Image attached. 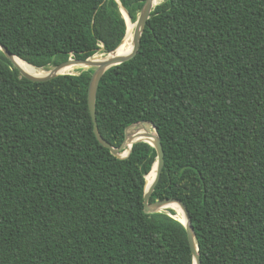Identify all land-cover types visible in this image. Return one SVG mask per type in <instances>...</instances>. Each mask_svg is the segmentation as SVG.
I'll list each match as a JSON object with an SVG mask.
<instances>
[{
    "label": "trees",
    "instance_id": "16d2710c",
    "mask_svg": "<svg viewBox=\"0 0 264 264\" xmlns=\"http://www.w3.org/2000/svg\"><path fill=\"white\" fill-rule=\"evenodd\" d=\"M145 1L120 3L134 23ZM125 34L115 0H0V43L38 69L97 63ZM13 64L0 50V264H192L175 211H144L155 149L121 159L94 134L95 69L34 82ZM95 113L113 148L131 125L156 127L149 203L186 206L201 264H264V0L155 6L135 57L102 75Z\"/></svg>",
    "mask_w": 264,
    "mask_h": 264
},
{
    "label": "water",
    "instance_id": "95a60500",
    "mask_svg": "<svg viewBox=\"0 0 264 264\" xmlns=\"http://www.w3.org/2000/svg\"><path fill=\"white\" fill-rule=\"evenodd\" d=\"M120 8V12L124 18L125 24L127 26L126 23V19L123 15L122 9H124V7L121 5L120 0H115ZM157 6V5H155ZM155 6H153V0H146L136 21L134 22L136 25L135 28V33H134V38H135V45H134V49L133 51L124 57H112V58H106L104 59V61L100 62V63H94L92 61H90V58H87L85 60H79V59H68L66 62L60 63L56 66H54L50 71L51 72L50 75L43 77V78H32L27 76L26 74H24L23 72H21L16 66H14L20 73V75L30 81H34V82H45V81H49L57 76L60 75H74L76 73H60L67 65H69L71 62L73 63H79L84 65L86 68L83 69H88V68H94V73L92 75L90 84H89V88H88V96H87V102H88V109H89V113L93 122V129H94V134L97 138V140L99 141V143L110 150L111 154L117 158H127L131 152V147L134 143L137 142H146L149 145H151L155 151H156V158L155 161L153 163V166L151 168V171L147 174L146 178H145V187H144V196H143V205H144V211L147 213H152V212H161V211H166L164 210L165 208H167V206L172 205V204H176L179 206L181 213L183 214V217H185V222H182L179 218H177V216H173V218H175L177 221H179L185 228L186 234H187V239H188V243H189V247L191 250V254H192V264H201V259L199 256V249L198 246L196 244V239H195V233H194V228L192 226V221H191V217L189 215V212L186 208V206L177 199H165V200H161V201H156L154 203H149V199L151 194L153 193V191L155 190L160 178H161V173L164 167V152H163V148L161 145V139L157 133L156 127L152 124H149L148 122H140L134 125L129 126L126 129L125 132V139L123 144L119 147V148H113L111 145H109L99 134L98 132V128H97V123H96V113H95V100H96V93H97V87H98V83L102 77V75L110 68L114 67V66H118L122 63H125L131 59H133L135 57V55L138 52L139 46H140V42H141V35L142 32L147 24L148 19L150 18V14L153 11V9L155 8ZM125 10V9H124ZM126 11V10H125ZM127 12V11H126ZM128 14V13H127ZM129 16V14H128ZM129 19L130 16H129ZM126 35V34H125ZM120 46V44H119ZM118 46V47H119ZM117 47V48H118ZM116 48V49H117ZM115 49V50H116ZM0 50L5 54V56L9 59V61L13 64L12 62V57L14 55H12L1 43H0ZM114 50V51H115ZM113 51V52H114ZM16 57V56H15ZM14 65V64H13ZM139 124H149L151 125V127L154 129L155 133H156V139L155 142L153 144L147 142L146 140H137L135 142L132 143V145L129 148H126V137L129 135V129L137 126ZM150 135L146 134V137L148 138ZM127 151V153H125ZM150 173H154L153 178L150 180V182H147V178L149 177ZM173 210V209H172Z\"/></svg>",
    "mask_w": 264,
    "mask_h": 264
},
{
    "label": "bare ground",
    "instance_id": "6f19581e",
    "mask_svg": "<svg viewBox=\"0 0 264 264\" xmlns=\"http://www.w3.org/2000/svg\"><path fill=\"white\" fill-rule=\"evenodd\" d=\"M164 0H153V6L155 5H159L160 3H162ZM155 9V8H154ZM123 15L126 19V35L124 36L123 40L120 43V46L114 51L111 52L107 55H105L99 62L100 63L102 61H104V59L106 58H112V57H124L129 55L133 49H134V45H135V38H134V33H135V28L136 25L135 23H133L131 21V19H129V16L127 12L122 9ZM12 62L16 65L19 66L20 68H18L21 72H23L24 74H26L29 77L32 78H43L46 77L48 75L51 74V72L53 71H44L43 69H38L35 68L29 64H27L26 62L20 60L19 58L13 56L12 57ZM80 68H86L84 65L79 64V63H73L71 62L69 65H67L60 73H75L72 72L74 69H80ZM140 132H144L145 136L146 134L150 135L147 139L144 137V135H142ZM134 135H137L138 137H140L143 140H148L147 142L153 144L155 142L156 139V133L151 131V130H147L144 127L141 128H137L135 130H132L129 132V135L126 137V148H129L132 145V138ZM127 153V151L125 152ZM154 173H150L149 177L147 178V182L149 183L150 180L153 178ZM168 209H173L176 213L177 218H179L182 222H185V217H183V214L181 213V210L179 208L178 205L176 204H172L167 206V208H165L164 210H168Z\"/></svg>",
    "mask_w": 264,
    "mask_h": 264
},
{
    "label": "rangeland",
    "instance_id": "374dc122",
    "mask_svg": "<svg viewBox=\"0 0 264 264\" xmlns=\"http://www.w3.org/2000/svg\"><path fill=\"white\" fill-rule=\"evenodd\" d=\"M126 16H128V15H126ZM94 56H105V54H102V53H96ZM94 56H92V57H94ZM71 59H73V58H71ZM14 66V65H13ZM54 66H49V67H47V68H45V69H43L44 71H50L52 68H53ZM80 69H83V68H80ZM80 69H77L76 71H75V73H78V71L80 70ZM68 73H71V72H68ZM141 127H144L145 129H147V130H151V131H153V132H155L154 131V129L151 127V125H149V124H139V125H137V126H134V127H132V128H130L129 129V132L130 131H132V130H135V129H137V128H141Z\"/></svg>",
    "mask_w": 264,
    "mask_h": 264
}]
</instances>
